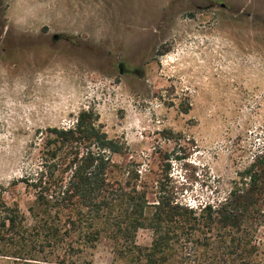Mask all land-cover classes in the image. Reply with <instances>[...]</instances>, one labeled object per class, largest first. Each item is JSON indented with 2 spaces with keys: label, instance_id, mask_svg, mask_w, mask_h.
Here are the masks:
<instances>
[{
  "label": "rangeland",
  "instance_id": "rangeland-1",
  "mask_svg": "<svg viewBox=\"0 0 264 264\" xmlns=\"http://www.w3.org/2000/svg\"><path fill=\"white\" fill-rule=\"evenodd\" d=\"M88 109L122 144L113 176L221 200L264 151V0H0V193L27 223L45 130ZM113 249L101 239L93 264Z\"/></svg>",
  "mask_w": 264,
  "mask_h": 264
},
{
  "label": "trees",
  "instance_id": "trees-1",
  "mask_svg": "<svg viewBox=\"0 0 264 264\" xmlns=\"http://www.w3.org/2000/svg\"><path fill=\"white\" fill-rule=\"evenodd\" d=\"M35 171L25 176L26 209L0 193V264H93L101 239L113 242L111 264H264L256 236L264 229V151L255 155L226 196L191 206L112 161L122 144L110 139L93 109L68 127H50ZM126 174V175H124ZM139 229L152 231L136 244Z\"/></svg>",
  "mask_w": 264,
  "mask_h": 264
},
{
  "label": "water",
  "instance_id": "water-1",
  "mask_svg": "<svg viewBox=\"0 0 264 264\" xmlns=\"http://www.w3.org/2000/svg\"><path fill=\"white\" fill-rule=\"evenodd\" d=\"M120 70L122 71V67H120Z\"/></svg>",
  "mask_w": 264,
  "mask_h": 264
}]
</instances>
